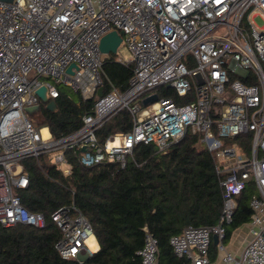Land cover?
I'll return each mask as SVG.
<instances>
[{
	"label": "built area",
	"instance_id": "obj_1",
	"mask_svg": "<svg viewBox=\"0 0 264 264\" xmlns=\"http://www.w3.org/2000/svg\"><path fill=\"white\" fill-rule=\"evenodd\" d=\"M256 17L264 21V0H0V223L46 225L43 215L21 204L19 191L30 185L27 159L47 154L65 175L76 165L118 162L124 168L139 144L165 153L189 134L201 135L226 175L223 215L216 226L172 237L174 253L190 264H209L217 236L225 264H264V26ZM114 30L131 53L119 62L133 64V74L127 91L99 98L105 85L100 42ZM43 86L49 101L60 87L97 98L79 131L56 140L49 128L45 137V128L35 127L26 108L40 104ZM161 88L174 98L160 97ZM154 94L158 101L144 106ZM123 110L133 117L132 129L100 144L98 130ZM247 134L250 154L234 142ZM251 182L250 238L237 258L223 242L225 225L233 220L235 197ZM52 220L61 231L56 248L63 259L83 262L93 254L86 217L63 207ZM146 232L140 264H160L158 240Z\"/></svg>",
	"mask_w": 264,
	"mask_h": 264
},
{
	"label": "trees",
	"instance_id": "obj_2",
	"mask_svg": "<svg viewBox=\"0 0 264 264\" xmlns=\"http://www.w3.org/2000/svg\"><path fill=\"white\" fill-rule=\"evenodd\" d=\"M104 94L113 89L125 92L133 74L132 64L117 62L114 55L104 57ZM55 99L56 111L40 104L42 126L49 128L56 140L70 136L83 126L84 116L93 113L97 98L84 99L70 88L60 87ZM160 97H173L171 90L161 88ZM133 117L128 110L112 116L97 132L100 144L118 133L132 129ZM201 135L189 134L168 150L160 152L154 145L139 144L122 168L118 162L92 168L76 165L65 175L51 163L47 154L24 161L30 185L19 191L21 204L46 219L43 228L0 223V264H140L138 253L144 248L146 229L159 244L160 264H190L178 258L170 239L189 227H211L219 224L224 210L225 189L215 155L201 142ZM234 142L250 154L251 135H241ZM78 156L70 153V161ZM256 193L251 182L235 197L233 220L225 225L224 244L233 233L250 223V202ZM70 207L73 215L82 214L90 222L100 249L83 262L63 259L56 245L61 231L52 215ZM210 255L217 258L214 242ZM210 258V257H209Z\"/></svg>",
	"mask_w": 264,
	"mask_h": 264
},
{
	"label": "water",
	"instance_id": "obj_3",
	"mask_svg": "<svg viewBox=\"0 0 264 264\" xmlns=\"http://www.w3.org/2000/svg\"><path fill=\"white\" fill-rule=\"evenodd\" d=\"M121 43H122V36L118 33V31L114 30V31L108 33L107 35H105L101 39V42H100L101 53L105 56L111 55V54L116 55L118 53V49H119ZM71 68L72 67H70L68 69L69 72H71ZM37 95L39 96L42 105H45L49 111H52V112L56 111V109H57L56 101L55 100L49 101V99L47 97V88L45 86H43L39 90H37ZM97 96L99 98H102L104 96V88L103 87L99 88V90L97 92ZM158 98H159V96L157 94H154V95L146 98L143 101V105L149 106L151 104H154L158 101ZM41 108H42L41 104H39L38 106H35V107L26 108L27 114L29 115V117H32L34 119V122H42L41 121V117H42ZM36 113H38V115ZM33 115H35V116H33ZM85 150L86 149L83 148V151H85ZM213 241H214L215 246H217L218 242H219L218 237L214 236Z\"/></svg>",
	"mask_w": 264,
	"mask_h": 264
},
{
	"label": "crops",
	"instance_id": "obj_4",
	"mask_svg": "<svg viewBox=\"0 0 264 264\" xmlns=\"http://www.w3.org/2000/svg\"><path fill=\"white\" fill-rule=\"evenodd\" d=\"M248 226V225H246ZM245 226V227H246ZM246 228H239L237 229L234 233L233 236L231 238V240L228 242L227 244V250L228 252H230L232 255H234L235 257H239L243 248L245 247L247 241L249 240V233H248V229ZM96 243L98 244L97 239L95 240ZM100 249V246L98 244V249L95 251L97 252ZM209 259H210V263L209 264H225L222 261V258L220 255L217 256V258H212L210 253H209Z\"/></svg>",
	"mask_w": 264,
	"mask_h": 264
},
{
	"label": "rangeland",
	"instance_id": "obj_5",
	"mask_svg": "<svg viewBox=\"0 0 264 264\" xmlns=\"http://www.w3.org/2000/svg\"><path fill=\"white\" fill-rule=\"evenodd\" d=\"M254 22L255 24L258 26V27H263L264 26V21L262 20V18L260 17H256L254 19ZM131 57V53L129 51V49L126 47V45H121V47L119 48L118 50V53L116 55H114V58L117 62H119L120 60L122 59H126V60H129ZM133 65V64H132ZM41 121L43 122V119L41 117ZM42 122H35V127L37 129H39L41 126H42ZM49 156V155H48ZM49 158H51V156H49ZM247 229H248V233H249V227L246 226ZM245 226H243V228H246ZM246 229V230H247ZM249 237H250V233H249ZM92 250V248H91ZM93 251V250H92ZM92 253H95L94 251Z\"/></svg>",
	"mask_w": 264,
	"mask_h": 264
},
{
	"label": "bare ground",
	"instance_id": "obj_6",
	"mask_svg": "<svg viewBox=\"0 0 264 264\" xmlns=\"http://www.w3.org/2000/svg\"><path fill=\"white\" fill-rule=\"evenodd\" d=\"M43 134L45 137L48 136V131L46 128L43 129ZM88 243L94 252L98 249V244L96 243L95 238L93 236L88 239Z\"/></svg>",
	"mask_w": 264,
	"mask_h": 264
},
{
	"label": "clouds",
	"instance_id": "obj_7",
	"mask_svg": "<svg viewBox=\"0 0 264 264\" xmlns=\"http://www.w3.org/2000/svg\"><path fill=\"white\" fill-rule=\"evenodd\" d=\"M96 238V237H95Z\"/></svg>",
	"mask_w": 264,
	"mask_h": 264
}]
</instances>
